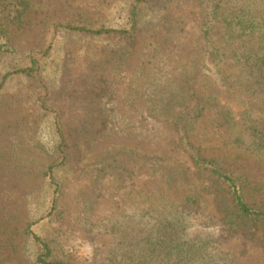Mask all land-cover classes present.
<instances>
[{
  "label": "trees",
  "instance_id": "trees-1",
  "mask_svg": "<svg viewBox=\"0 0 264 264\" xmlns=\"http://www.w3.org/2000/svg\"><path fill=\"white\" fill-rule=\"evenodd\" d=\"M178 7L188 9L184 17L171 13V8ZM37 14L33 0H0V90L13 81H28L41 87L40 111L49 114L44 122L48 140L45 148L54 158L44 167L39 208L30 211L20 233L26 258L32 264H69L58 254L57 239L45 236L47 230L62 222L64 187L59 172L66 163L70 164L61 112L49 104L58 91L56 78L47 76L46 61L61 37L80 35L109 48L102 58L92 57L94 68L102 72L109 67L122 68L135 53L137 33L142 30L149 35V43L140 59L138 80L131 85L138 84L132 91L130 108L139 110L134 97L137 89L148 83L149 88L143 92L149 95L147 114L175 130L178 148L189 167L174 173L162 170L160 176L166 190L154 197L141 192L136 217L125 216L100 225L106 226L100 232L114 234L104 264H233L232 256L212 246L214 239L210 234L189 232L190 218L203 213L205 200L210 196L228 237L258 241L264 251V184L254 183L235 165L247 155L264 167V0H131L115 27L97 25L83 17L54 23L49 26V44L42 53H20L14 48V41L36 25ZM189 22L196 44L176 70L169 50L173 39L185 33ZM87 81L92 93L88 102L77 97L74 86L71 89L75 102L84 111L73 127L72 138L77 137V131L102 136L110 123L108 110L101 107L109 93L103 73L95 82L89 78ZM200 82L211 86L219 83L233 92L240 116L234 117L218 95L198 93L195 85ZM212 105L218 115L216 126L230 130L234 125L237 132L234 169L225 155L207 157V142L201 132L197 133L201 118ZM111 156L97 164L95 174L99 178L106 175L108 168L113 171L118 167V161ZM92 209L93 204L89 203L86 213Z\"/></svg>",
  "mask_w": 264,
  "mask_h": 264
},
{
  "label": "rangeland",
  "instance_id": "rangeland-1",
  "mask_svg": "<svg viewBox=\"0 0 264 264\" xmlns=\"http://www.w3.org/2000/svg\"><path fill=\"white\" fill-rule=\"evenodd\" d=\"M33 2L38 9L37 23L16 37L14 48L20 53H42L49 44V26L54 23L83 17L97 25L105 23L115 27L125 16L131 0ZM170 11L176 17H184L188 9L180 10L178 7ZM192 27L191 22L187 23L185 33L176 36L171 43L170 58L176 70L186 62V55L196 44ZM148 43L149 35L139 31L136 51L126 65L122 68L109 67L102 72L91 64L95 61L92 57L102 58L109 48L84 36H64L45 63L47 76L56 78L58 91L53 102L49 103L52 104L50 108L61 112V124L70 155V164L66 163L59 172L64 187L62 222L58 227L47 230L45 236L57 239L58 254L65 257L69 264H104L114 234L100 232L106 229V226L100 225L110 220H123L125 216L136 217L139 215L137 209L141 192L154 197L166 190L167 186L160 176L162 170L174 173L176 170L186 171L189 167L186 156L178 148L175 130L147 114L149 95L143 92L149 88L148 83L145 88L137 89L134 97L139 110L130 108V98L134 95L132 91L138 84L131 85L139 76L140 59ZM102 73L109 87L108 96L101 106L108 110V129L97 137L77 131V137L72 138L73 127L84 116L83 109L75 102L72 86L78 90L77 97L88 102L92 93L87 78L95 82ZM2 74L0 66V80ZM231 80H234V75ZM208 82L195 85L198 93L218 95L221 104L228 105L226 108L234 117L240 116L235 94L223 89L219 83L211 86ZM42 96L41 87L28 81H13L0 90V264H32L23 253L20 233L27 225L30 211L36 212L39 208L44 167L54 160L45 148L48 140L44 122L46 114H49L40 111L38 99ZM217 117L212 105L201 118L197 133L201 132V138L207 142V157L225 155L234 169V155L238 154L234 149L237 132L234 125L230 130L217 127ZM109 155L118 161V167L113 171L108 168L106 175L99 178L95 174L96 166ZM245 157L235 164L240 167L238 170L249 175L254 183L264 184V167L247 155ZM213 199L212 196L206 198L203 213L190 218L189 232L210 234L214 239L212 246L232 256L233 264H264L260 242L228 237L223 231ZM89 203L93 204V209L87 214Z\"/></svg>",
  "mask_w": 264,
  "mask_h": 264
}]
</instances>
